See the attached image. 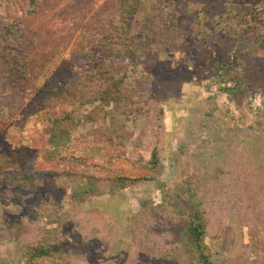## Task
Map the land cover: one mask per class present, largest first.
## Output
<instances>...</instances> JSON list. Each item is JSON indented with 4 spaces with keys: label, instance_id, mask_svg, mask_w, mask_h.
Returning a JSON list of instances; mask_svg holds the SVG:
<instances>
[{
    "label": "rangeland",
    "instance_id": "1",
    "mask_svg": "<svg viewBox=\"0 0 264 264\" xmlns=\"http://www.w3.org/2000/svg\"><path fill=\"white\" fill-rule=\"evenodd\" d=\"M230 1L240 5L245 0ZM9 8L0 0V15L6 21ZM202 8L197 0H138L131 20L134 49L126 84L135 86L143 73L151 76L147 89L152 102L165 112L159 130L165 151L176 149L174 133L200 105L214 107L213 116L228 130L244 128L264 137V10L257 13L253 34L232 28L223 36L219 28L228 27L220 24L215 29L216 17H208ZM50 16V4L43 1L38 13L25 19V36L36 40L28 64L39 62L51 42L45 31ZM97 23L85 21L81 28L93 31ZM80 35L48 63L29 65L30 93L23 105L12 118L0 114V173L19 170L20 158L40 159L33 166L40 176L35 192L20 201L0 197V264H29L26 244L56 225V208L67 218L61 231L65 240L55 249L63 264H178L144 253L130 258L123 251L110 252L111 233L138 209L132 186L146 188L159 203L160 183H165L189 212L200 181L211 218L202 251L189 239L177 212V222L167 231L181 264H264V141L254 136L241 140L227 153L217 175L213 164L203 168L190 150L179 155V163L162 155L155 180L142 181L153 146L155 123L150 116L122 114L112 101L89 102L91 95L84 91L81 96L79 87L65 88L68 93L59 97L43 87L48 80L64 87L68 65L84 49L102 54L99 45ZM228 38L232 41L226 48ZM209 51L212 58L207 57ZM10 93L0 88L3 97ZM45 100L51 104L42 105ZM128 105L126 100L124 106ZM24 121L35 132L30 140L20 134ZM109 144L102 164L93 163L91 158ZM65 170L74 173L65 175ZM120 176L125 177L122 186L107 180Z\"/></svg>",
    "mask_w": 264,
    "mask_h": 264
},
{
    "label": "trees",
    "instance_id": "2",
    "mask_svg": "<svg viewBox=\"0 0 264 264\" xmlns=\"http://www.w3.org/2000/svg\"><path fill=\"white\" fill-rule=\"evenodd\" d=\"M43 1L50 4L51 16L48 20L49 24L45 25V31L50 33L51 42L45 45L39 62L28 64L26 59L36 51V40L33 36L29 38L25 36L27 25L25 19L37 14L39 5ZM197 1L204 7L202 10L208 17H216L215 29H218L220 24L228 27L219 28L223 36L230 35L232 28H237L236 31L239 30L243 34L244 32L253 34L258 29L256 25L259 22L258 11L264 10V0H245L240 5L226 0L229 2L227 6L222 5L224 0ZM6 2L10 7V19L6 21L0 15V88L10 89L11 93L8 97L0 94L1 115L14 117L27 94L30 93L26 83L29 65L34 67L48 63L57 51L64 49L74 38L82 34L99 45L102 54L96 52L97 50L84 49L79 57L68 65L64 87H60V83L53 80H48L43 87L55 93L54 96L57 97L68 93L65 88L71 91L79 87L81 96L84 91L91 95L89 102L112 101L116 103L118 111L122 114L138 113L150 116L155 123L152 129L153 146L145 163V169L140 175L142 181L155 180L154 170L162 155L169 161L179 163V155L190 150L198 157L203 168L213 164L214 174L217 175L222 172V162L228 160L227 153L232 151V147L240 144L241 140L254 136L264 141L262 134L252 135L249 129L237 127L228 130L213 116L214 107L205 109L200 105L196 113L192 112L184 120L180 131L174 133L177 138L176 149L165 151L159 131L165 112L162 107L152 102L151 94L147 89L151 76L143 73L136 80L135 86L126 84L129 78L130 56L134 49V37L130 25L138 0H6ZM94 20L98 23L93 31L81 28L83 22L86 21L91 25ZM224 41L227 48L232 40L228 38ZM207 57L212 58L210 51ZM94 60L99 62L91 64L89 68L83 67L87 62ZM213 64L217 66L216 63ZM238 84L237 82L233 85L235 89ZM126 100L129 102L127 107L124 106ZM45 101L42 105L51 104L50 100ZM60 117L57 116L56 119ZM20 131L25 139L30 140L35 136L28 121L22 123ZM111 147V144L105 146L99 155L91 158L93 163L101 165L105 159L102 156H105ZM20 161L22 164L19 170H6L0 173V197L20 201L24 195L29 196L35 192L36 180L40 176L33 170V166L37 165L40 159L27 157L20 158ZM103 166L107 167L105 164ZM63 173L72 175L74 172L65 170ZM107 180L122 186L125 177H109ZM201 182L197 185L199 194L192 200V208L189 212L180 201L176 200L177 194L170 193L165 183H160L162 197L159 203L152 199L146 188L132 186L138 209L130 213L129 221L115 225L110 238V252L123 251L130 258L144 253L150 259L164 257L169 263L181 264V254L175 245H171L167 236L171 225L177 222L176 212L178 219H182L184 223L189 239L201 250L202 239L208 233L209 219H211L207 214L209 207L204 204L205 196ZM52 214L57 215L56 225L41 230L38 239L28 241L26 244L29 264H63L64 258L57 256L55 249L65 240L61 231L67 218L60 208H56Z\"/></svg>",
    "mask_w": 264,
    "mask_h": 264
}]
</instances>
